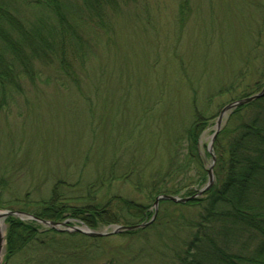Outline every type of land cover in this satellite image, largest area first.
I'll return each mask as SVG.
<instances>
[{
    "label": "rangeland",
    "instance_id": "obj_1",
    "mask_svg": "<svg viewBox=\"0 0 264 264\" xmlns=\"http://www.w3.org/2000/svg\"><path fill=\"white\" fill-rule=\"evenodd\" d=\"M245 2L243 8L251 6L248 2L255 11L237 9L233 0H126L114 15V26L87 23L82 37L85 62L66 73L54 63L32 64L36 76L0 100V209L34 214L60 180L65 184L57 188L66 202L85 204L79 199L84 194L70 190L71 185L81 182L86 189L113 162L114 155L108 157L114 149L129 155L120 150L137 147L147 158L157 132L165 139L172 122L183 126L193 100L209 118L200 151L210 163L207 146L220 111L256 91L258 78L234 77V72L258 40L264 59L262 3ZM24 14L30 21L38 17L29 9ZM152 107L156 111L150 114ZM163 159L154 158L150 166L160 168ZM104 186L89 202L123 196L149 203L121 179ZM117 207L111 203L108 211L120 213ZM116 225L96 230L111 231L108 227ZM6 228L7 223L5 240ZM159 246L164 248V239ZM30 257L21 255L20 264ZM143 264L171 263L158 259Z\"/></svg>",
    "mask_w": 264,
    "mask_h": 264
},
{
    "label": "trees",
    "instance_id": "obj_2",
    "mask_svg": "<svg viewBox=\"0 0 264 264\" xmlns=\"http://www.w3.org/2000/svg\"><path fill=\"white\" fill-rule=\"evenodd\" d=\"M125 1L0 0V100L10 97L12 89L19 90L24 79L36 76L30 69L35 62L54 63L64 73L75 63L85 62L87 52L82 37L87 23L114 26V15ZM240 2L233 0L237 9L246 5L245 0ZM259 3L261 14L264 0ZM247 5H251L244 7H250L249 13L255 11L251 3ZM24 9L36 12L38 17L28 20ZM261 17L264 29V13ZM245 19L251 21L248 14ZM260 47L258 40L234 72V77L246 74L258 78L256 91L242 98L257 94L264 87ZM155 111L152 107L150 114ZM208 122L204 110L193 100L190 116L183 119L181 129L172 122L171 128L166 127L165 139L157 132V141L148 149L147 158H142L137 147L120 150L129 155L114 149L108 159L114 155L116 160L113 158L96 180L88 181L86 189L81 188V182L71 185L70 190L84 194L79 199L86 200L85 204L72 206L66 202L58 189L65 184L60 180L52 197L38 203L40 208L34 215L54 221L71 217L93 230L149 221L158 196H190L196 187L207 183L200 138ZM165 124L168 125L167 118ZM141 126L136 125L138 131ZM214 154L213 187L203 197L187 203L161 201L155 222L145 228L91 237L9 217L5 264H20L21 255L32 256L26 264H143L158 259L171 264H264V96L234 110L217 135ZM164 156L160 168L150 166L154 158ZM207 156L211 158L209 152ZM117 179L130 183L136 194L149 203L123 196L89 202L106 183ZM111 203H117L121 212L110 213ZM156 234L158 238L152 241ZM161 239L164 248L159 246Z\"/></svg>",
    "mask_w": 264,
    "mask_h": 264
},
{
    "label": "water",
    "instance_id": "obj_3",
    "mask_svg": "<svg viewBox=\"0 0 264 264\" xmlns=\"http://www.w3.org/2000/svg\"><path fill=\"white\" fill-rule=\"evenodd\" d=\"M263 96H264V87L258 94L237 100L235 102H232V103L228 104L227 106H225L221 110L219 117L217 119L215 132L211 136L210 143L208 146V150L210 153H212L213 159H212V163L209 164V168H208V182H207V184L203 188L197 190L194 195L187 197V198H183L180 196L166 195V194L158 196L156 201H155V215L150 220V222H148V223H143V224L134 225V226L116 225V226L109 227V228H111V231H109V230L93 231L85 224H82L81 226H78V225L69 226L70 220H66L65 222H55V221L44 220V219L38 218L36 216H33L31 214L21 212V211H9V210H1L0 209V264H3L4 251H5V236H4L5 220H6V218H8L10 216L17 217L21 220H36V221L44 224L47 227L55 228V229L60 230V231L63 230V229H61L62 226H67L68 228L66 230H68V231L80 232V233L86 234V235L91 236V237H105V236H110V235L118 234V233L125 232V231H133V230H136V229H139L142 227H146L147 225L151 224L157 216L159 203L162 200L173 201L176 203H185V202H188V201H191L193 199H197V198L203 196L206 192H208L213 187L214 182H215V176H214L213 168H214L216 159L213 155V144H214V141H215L218 133L222 129V124H223L224 120L226 118H228L229 113L232 112L235 108L242 106V105H245V104H249V103H251V102H253V101H255V100H257Z\"/></svg>",
    "mask_w": 264,
    "mask_h": 264
}]
</instances>
